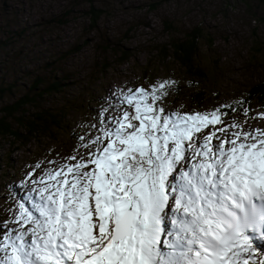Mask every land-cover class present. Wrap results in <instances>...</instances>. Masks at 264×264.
Here are the masks:
<instances>
[{
  "label": "snow or ice",
  "instance_id": "1",
  "mask_svg": "<svg viewBox=\"0 0 264 264\" xmlns=\"http://www.w3.org/2000/svg\"><path fill=\"white\" fill-rule=\"evenodd\" d=\"M176 84L128 89L134 113L103 108L99 135L27 173L0 264H264V129L245 126L264 113L243 101V123L226 121L234 105L168 112Z\"/></svg>",
  "mask_w": 264,
  "mask_h": 264
},
{
  "label": "rangeland",
  "instance_id": "2",
  "mask_svg": "<svg viewBox=\"0 0 264 264\" xmlns=\"http://www.w3.org/2000/svg\"><path fill=\"white\" fill-rule=\"evenodd\" d=\"M89 2L105 8L94 28L87 23ZM151 4L155 6L150 9ZM167 22L174 30L165 26ZM191 27H198L204 35L198 60L207 67L203 89L208 98L201 109L189 106L183 94L185 81L179 80L180 95L168 94L160 106L168 112L212 111L239 100L248 86L264 83V54L250 51L251 43L264 37V23L250 18L241 5L231 6L229 0H0V84L13 85L12 95L0 100L5 104L16 98L33 80L69 76L63 80L60 96L83 105V111L69 110L70 129L89 120L91 114L99 116L103 108L109 117L122 115V109L130 112L126 103L120 105L121 94L133 85L150 83L140 78L138 67L151 60L149 56L159 45ZM11 43V48L5 46ZM122 46L131 57L119 61ZM161 72L177 80L184 76L170 61ZM42 102L52 103L49 98ZM238 118L225 117L229 123L245 120L243 114ZM245 126L264 129V118L249 119ZM99 127L101 123L80 136L99 135ZM55 136L57 143L50 144L43 136L24 146L0 139V223L10 218L9 209L22 200L27 173L37 164L53 167L49 161L64 164L79 148V139L60 130Z\"/></svg>",
  "mask_w": 264,
  "mask_h": 264
},
{
  "label": "trees",
  "instance_id": "3",
  "mask_svg": "<svg viewBox=\"0 0 264 264\" xmlns=\"http://www.w3.org/2000/svg\"><path fill=\"white\" fill-rule=\"evenodd\" d=\"M229 1L231 6L235 4L241 5L249 14L250 18L264 23V14H259V12H264V0ZM154 6L155 4H151L150 9L154 8ZM104 9L102 5L96 7L91 2L87 4L86 16L88 26L94 28L97 20L104 13ZM165 26L174 30L170 22L165 23ZM176 32L179 33L178 31ZM179 35L171 36L166 45H159L155 53L149 56L151 60H144L142 66L138 67L140 69V78H145L150 83H147L144 87L133 85L131 89L144 88L150 92L152 87L159 81L173 80L179 83V80H184L183 94L186 95L187 104L194 109H201L208 98V95H206L203 89L207 79V67L198 60L200 54L199 41L204 35L198 27H191L186 31L180 32ZM1 43L2 41H0V46ZM12 45L13 43L5 46L11 48ZM207 47L209 48V45ZM124 48L122 46L119 50ZM250 49L254 54H264V37L255 39L254 43H251ZM254 54L251 55L253 59L255 58ZM130 57V52L122 50L120 51L118 59L119 61L128 60ZM169 61L175 63L184 72L183 77L178 76L177 80L175 78L176 76L164 77L162 76L163 74L161 75V70H163V67ZM66 78L60 79L54 76L51 79L33 80L27 89H24L16 98L8 100L5 104L0 100L2 103L0 105V139L6 140L8 144L12 142L24 146L30 143L31 140L47 136L52 141L50 144H52L59 142V139L55 136L59 130L67 137L71 136L72 138L78 139L80 133H85L87 130L93 129L89 127L90 125H99V116L91 114L89 120L78 122L73 129H70L67 118L69 110L75 108L83 111V105L60 96V92L63 89V80H66ZM12 88V83L0 84V99L6 98L8 94L12 95ZM177 88L178 85L176 84V88L169 89L168 94H173V97L176 98L177 95H180L178 91L180 87ZM47 98L52 101L51 104H44L42 102L43 99ZM237 101H243V107L251 110L249 113L250 117L256 116L258 113H263L264 83H255L248 86ZM162 102L159 103L161 104ZM234 102H230L227 105H234L238 111L233 112L230 109H222V111H226L227 116L233 115L240 118L241 114H243L242 109H240V105H236ZM128 109L134 113L132 106L128 105Z\"/></svg>",
  "mask_w": 264,
  "mask_h": 264
}]
</instances>
